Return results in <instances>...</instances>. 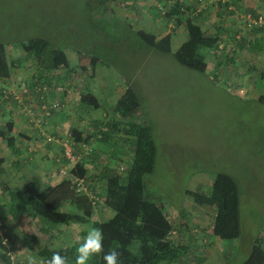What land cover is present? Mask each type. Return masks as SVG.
<instances>
[{
  "label": "trees",
  "instance_id": "16d2710c",
  "mask_svg": "<svg viewBox=\"0 0 264 264\" xmlns=\"http://www.w3.org/2000/svg\"><path fill=\"white\" fill-rule=\"evenodd\" d=\"M160 1L92 0L93 12L90 8L88 10L91 20L93 16L95 18L100 16V3L103 4L104 10L109 6V11L101 13V16L108 21V26H112V29L121 35V40H117L116 37L113 40L98 38L96 42L93 41L95 45L90 46L91 48L82 45L71 47V44L69 46L71 51L68 52L65 50L67 47L57 45L58 42H53V39L46 35H32L20 42L24 56L18 60L16 58L9 60L6 46L0 42V81H7L10 78L16 63L29 61L34 66L29 73V80L23 82V86L17 83L19 88L22 86L20 97H15V91L9 92L7 97L12 94V105L18 104L19 109H23L24 106L30 107L28 112L34 119L36 117L35 121L41 117L44 124L45 118L62 103L60 101L62 96L78 93L79 88L84 90L79 96L80 104L85 106L83 120L80 119L82 128L70 126L63 131L61 137L54 133L56 137L53 135L54 139L47 141L48 144L59 146L61 150L60 159L56 158L58 161L55 162L53 158L52 161L56 163L57 170L59 167L66 168L64 177L48 183L35 172L22 184H12L6 190L11 219H21L23 227H30L36 223L39 232L50 237L57 235L60 239L61 243L55 244L56 247L49 248L46 245L39 247L37 251L39 259L47 260L54 251H59L61 255L69 258L70 264H74L76 241L85 236L87 230L93 226L103 229L105 253L111 247L119 245L122 264H178L183 255L191 249L189 242H185L188 239L192 241L196 239L193 243L194 246H198L197 241L201 237L205 239V236H210L213 243L217 239L224 241L223 245L220 243L221 246L215 244L223 261H231L240 251L238 242L234 241L241 237L242 229L240 188L236 178L228 172L217 171L214 173L209 192L185 187L184 196L190 198L188 204L185 205L184 200V206H178L175 215L170 214V210H164L158 201L147 198L145 176L151 174L156 167L159 147L155 139L157 131H154L145 119L137 118L141 100L132 86V76L126 77L127 79L123 81L125 84L118 86L122 87L117 96L108 93L111 96L108 100L111 102H106L109 109L104 112L105 114L99 113L103 107L100 97L89 89L90 80L92 78L95 80L100 68L107 64L108 59L105 55L114 51L111 43L114 41L116 46L122 42L126 43L128 40L125 41L127 38L124 36L127 33L133 37L130 41L134 52L146 51H141L143 58L152 51H158L169 54L180 65L189 69L197 72L206 71L205 55L219 44V39L208 34L200 24L203 16L208 15V6L200 7L199 15L191 14L196 6L193 3H186L185 0H168L169 10L163 12L161 8L167 23L173 22L172 27L184 24L182 32L186 39L178 44L175 50L171 41L172 36L176 35L173 32L158 38V33L147 31L143 27L132 31L128 28L131 24L128 22L127 13L130 12L127 10L136 11V15L137 9L152 8V4H147L148 2L155 3L160 9ZM199 3L198 0L197 4ZM95 9L98 10L95 12ZM242 13L264 16V13L254 15L250 11ZM239 15L238 25L243 34L237 33L235 38L228 42L226 46L228 48L224 45L226 56L218 62L221 66L223 63L231 65V60L237 56L232 49L236 44L246 43L245 45H250L253 50L263 47L264 43L252 41L250 34L257 29L264 31V27L247 28L239 22ZM167 23L165 27H168ZM257 35L258 33L255 36ZM60 37L63 38L62 35ZM60 43H63L62 39ZM203 48L206 49L205 54H201L200 50ZM113 56H116V52ZM84 75L87 78L81 80ZM2 95L0 91L1 99ZM257 99L264 102V95L258 94ZM37 109L41 114L37 115L35 112ZM41 111H45V114ZM31 124L35 127L33 123ZM6 125L7 129L11 130L12 124L7 122ZM0 137H6L8 146L15 143L14 137H7L6 131L1 128ZM65 140L69 141L72 153L77 156L72 163L64 155V146L61 142ZM91 141L97 145L91 148ZM84 147L89 148L86 154L82 152ZM102 152H108L109 155L105 163L97 164ZM125 152H130V156L123 160ZM3 161L4 158L0 157V165ZM98 206L105 210L103 218H97L94 213ZM109 210L113 213H109ZM203 217L210 218L212 227H205ZM73 226H78V230L71 233ZM262 231L263 237L253 239L248 255L239 264H264V225ZM22 234L25 235L23 232ZM5 235L7 238L0 235V241L10 242L11 236L8 233ZM3 247V243H0V257L5 263H9V252H4ZM197 259V262L201 260ZM92 264H104V261L98 256Z\"/></svg>",
  "mask_w": 264,
  "mask_h": 264
},
{
  "label": "rangeland",
  "instance_id": "374dc122",
  "mask_svg": "<svg viewBox=\"0 0 264 264\" xmlns=\"http://www.w3.org/2000/svg\"><path fill=\"white\" fill-rule=\"evenodd\" d=\"M185 1L192 3V0ZM152 2L147 3L152 4L151 9L147 8L150 5L146 7L147 10L145 7L140 8L141 12L137 9L136 15V11L127 10L130 12L127 16L131 24L128 28L132 31L143 27L147 31L158 33V38L170 31L181 36L184 24L172 27L173 22L167 23V18L162 15L161 8L163 12L170 8L168 0L160 1V9ZM89 8L93 12L92 0H0V42L6 46L9 60L14 58L18 60L24 56L20 42L32 35H46L53 39V42H58L57 45L67 47L65 50L68 52L71 51L69 47L71 44V47L82 45L91 48L90 46L95 45L93 41L96 42L98 38L113 40L116 37L117 40H121V35L116 33L112 26H108V21L101 16V13L105 14L110 7L104 10L103 4L100 3V16L98 18L93 16V20L88 15ZM97 10L95 9V12ZM120 19L123 22L122 18ZM166 23L168 27H165ZM61 35L63 38L60 37ZM124 37L127 38L125 41L128 40L126 43L122 42L117 46L114 41L111 43L114 51L105 55L108 59L107 64L100 68V73L96 74L97 81L92 78L89 82V89L91 88L100 97L103 106L99 113L102 114L109 109L107 103L111 96L108 93L117 96V92L120 93L122 87L118 86L125 84L123 81L127 79L126 77L132 76V86L141 100V109L137 118L145 119L153 130L157 131L155 139L159 147L156 167L151 174L145 176L147 198L158 201L160 207L170 210L172 215L176 214L175 210L183 205L184 200V204H188L190 198L184 196L185 187L209 192L214 173L217 171L228 172L236 178L240 188L242 227L241 237L234 240L238 242L240 248L237 256L231 261L218 258L219 253L215 244L221 246L220 243L223 245L224 241L217 239L218 242L216 240L213 243L210 236H205V239L201 237L197 241L198 246H194L193 243L196 239L185 242H189L191 249L183 255L178 264H239L248 255L253 239L263 237L264 102L259 101L257 97L258 94L264 95V65L260 64L257 68L251 65V62L249 63L248 66H252V69L248 72L253 75L257 73L250 79L256 81L245 85L249 75H246L247 73L245 74L243 70L247 66L248 59L242 54L235 56L230 65L231 69L226 74H223L224 70L221 69L227 66L225 63L218 69V63L214 62L211 68L209 59L205 60L206 71L197 72L180 65L169 54L158 51H152L143 58L141 51L145 50L134 52L131 49L132 35L127 33ZM61 39L63 43H60ZM177 45L173 43V50ZM128 49L131 50L128 51ZM200 51L201 54H205L206 49L203 48ZM115 52L116 56H113ZM208 55L209 53L205 55V58H208ZM263 55L264 52H259L260 58ZM33 68L29 61L16 63L10 78L7 81H0V91L3 94V98H0V125L3 127L6 125L3 121L20 119V116L16 114L27 116L28 122L33 120L28 112L30 108L28 106L19 109L20 106L15 103L13 113L3 106L5 101H10L8 103L12 104L13 95L11 94L8 98L9 92L16 90L15 94L18 93L20 88L17 83L23 85V82H27ZM84 78L87 77L84 75L81 80ZM56 108L57 111L49 115L46 121L49 120V125L52 124L48 127L56 125L58 129L52 130L54 133H59L63 130V127H59L63 121L64 107L60 104ZM41 112L45 114V111ZM41 119V117L38 118L35 123L39 128L41 127L43 135L37 134V130L34 129L37 127H30V131L40 137L43 142H47ZM52 134L49 136L51 137ZM6 141V137H0V145L5 144ZM17 144L19 146L15 147L20 151L28 147V144L21 139ZM90 144L91 148L97 145L93 141ZM84 148L83 153L89 150L87 147ZM37 149L40 152L35 163L37 166L43 163L50 167L49 162H53L51 161L53 158L57 162L61 157L60 148L53 158L50 154L48 156V153H44L45 158L40 148ZM9 150L6 149L3 156H7ZM108 155V152L100 153L97 164L105 163ZM129 156L130 152H125L123 160L128 159ZM41 157L45 158V162L40 160ZM60 168L56 169L57 174L54 172L50 178H47L48 183L64 177ZM11 184H19V182L11 178ZM6 188L7 185L0 186V205L2 206L0 207V235L6 237L5 233H8L11 236L10 242L7 240L8 245L3 244V250L16 255L9 263H5L0 257V264H25V257L29 254L40 258L37 254L39 247L46 245L50 248L61 242L57 235L50 237L39 232L36 223L30 227H23L21 219H11ZM94 213L97 218H101L105 215V210L102 206H98ZM109 213L112 214L113 211L109 210ZM209 219H204L203 224L206 225ZM77 227L73 226L70 232H76ZM23 249H25L23 252H18ZM213 256L218 259H210ZM197 258L201 260L197 262Z\"/></svg>",
  "mask_w": 264,
  "mask_h": 264
},
{
  "label": "crops",
  "instance_id": "0c3cea01",
  "mask_svg": "<svg viewBox=\"0 0 264 264\" xmlns=\"http://www.w3.org/2000/svg\"><path fill=\"white\" fill-rule=\"evenodd\" d=\"M197 2L198 0H192V3L196 6V9L191 14L199 15L198 14L199 8L202 6L203 7L208 6V15L203 16L202 23L200 21V24L202 25L203 28L206 29V32L208 34L215 35L219 39L218 40L219 44L217 45V47L211 49V51L209 52V55L207 56L208 58H206L207 60L208 59L210 60L211 68L214 65V62L218 63L220 60H222L226 56V53H225L226 50H224L225 49L224 45L226 47L229 44L228 42L235 38L237 33L243 34V32L240 30L239 25H238V15L241 14L242 11H250L254 15L264 13V0H199L200 2L199 4H197ZM257 33L258 35L255 36ZM250 35L253 38L252 41L256 40L257 43H262V42L264 43V31L257 29V31L254 30L252 34ZM178 36L179 35H175V36L173 35L171 41L173 43L175 42V44L176 43L180 44L186 39V35H183V32L181 36H179V39L176 41V38ZM245 44L244 43L243 45L236 44V46L234 45L232 49L234 50V53L236 55L242 54V56L248 59L246 62L247 66L245 67L243 71L245 72V74L247 73L246 75H249V77H247L245 81V85H249L251 84L252 81H256L250 78L251 77L254 78L257 73L254 75L249 73L248 71H251L252 66H248V65L250 62H251V65H255L257 68H259L260 64L261 66L264 65V55L262 58L259 57V52H264V44H263L262 49H258V50H253L250 47V45H245ZM220 66L221 65L218 64V69L220 68ZM221 69L224 70L223 74H226L229 72L228 70L231 69V67L223 66ZM79 89L80 90L78 91V93L66 94L65 96H62L63 100L61 104L64 107V116H63V121L60 123L59 128L63 127V130L64 129L66 130V128L70 126L72 127L74 126L80 129L82 128V123L80 122V119L83 120L82 117H83V112L85 110L84 109L85 106L80 104L79 96H80V93L84 90L82 88H79ZM12 91H16V90H12ZM52 98L54 99V97ZM8 102L10 101H5L3 106L10 109L11 113H13L14 107L12 104H9ZM56 111L57 110H54L52 114ZM35 112L37 113V115L41 114L39 113L38 109L35 110ZM16 115L20 116V119L18 120L16 119L12 121H3L6 124L7 122H10L12 124L11 130L7 129V125H5L4 127L0 125L1 129L6 130L7 137L12 136L15 139V143L12 146L10 145L8 146L7 142L5 144L0 145V157L4 158L3 163L0 165L1 166L0 167V171H1L0 186L7 185V188L8 186L12 185L11 178L18 181L19 184H22L25 179H30L35 174V172H37L40 175V178L43 181H47V178H50V176H52L54 172L55 174H57L56 163L49 162L50 165L52 166V167L50 166L51 169L49 166H47L48 164L44 165L42 163L41 165L37 166L35 165V163L38 160V156L40 155V152L38 151L37 148H40V150L43 152V155L44 153H48L47 155L48 156L51 155L53 158L54 154L58 153L59 146H56L55 144H48L47 142H43V140L40 137H37L34 132L30 131V127H33L31 123H33L34 126L37 127L38 129L37 134L40 133L41 136L43 135L41 127L39 128V126H37L35 123L36 117L34 119V117L32 116L33 120L28 122L27 120H29V118L27 116L24 117L22 114H16ZM47 117L45 118L44 124H43L44 129L46 131V136H49V134H52V133H53L52 134L53 136L55 134L52 129L53 128L58 129V127H56V125L54 127H48L49 120L46 121ZM63 130L62 132L56 133L57 136L61 137V135H63ZM20 139L25 141L28 144V147L23 151H20L17 149V147H15V146H19L17 143H19ZM6 149H10V150L7 152V156H3V153H5ZM44 157L46 158V154L44 155ZM44 157H41L40 160L45 162ZM60 179L61 178L59 177L55 181L60 180ZM213 213L214 211L212 212V214ZM209 224H210V220L209 222L206 223L205 227L206 228L208 226L212 227V223L210 225ZM208 231H210V229H208ZM187 241H191V240L188 239ZM216 258L213 256L210 259H216Z\"/></svg>",
  "mask_w": 264,
  "mask_h": 264
},
{
  "label": "clouds",
  "instance_id": "9594fccd",
  "mask_svg": "<svg viewBox=\"0 0 264 264\" xmlns=\"http://www.w3.org/2000/svg\"><path fill=\"white\" fill-rule=\"evenodd\" d=\"M103 241V229L95 226L90 227L86 235L76 241L74 264H92V261L98 256L102 257L104 264H122L119 245L111 247L105 253ZM0 243L5 246L8 245L7 240H2ZM53 247H56V245H53ZM24 250L18 252H23ZM15 255L16 253H8L10 262L14 260ZM25 264H70V260L67 256L61 255L59 251H54L47 260L39 259L37 256L29 254L25 257Z\"/></svg>",
  "mask_w": 264,
  "mask_h": 264
},
{
  "label": "built area",
  "instance_id": "2783aa9c",
  "mask_svg": "<svg viewBox=\"0 0 264 264\" xmlns=\"http://www.w3.org/2000/svg\"><path fill=\"white\" fill-rule=\"evenodd\" d=\"M239 22L247 28L257 27V26L264 27V16L262 15L253 16L251 13H242L239 15ZM23 90L25 91L26 89L23 88ZM20 91L15 94V97L17 96L20 97ZM42 108L46 109L45 106H42ZM51 139L52 140L54 139L53 136L47 137V141ZM61 143H63L64 146V155L69 159V162L72 163L77 156L72 153L73 149L71 144L68 142V140H65L64 142ZM60 171H62V173L64 174L66 172V168L65 167L63 169L61 168Z\"/></svg>",
  "mask_w": 264,
  "mask_h": 264
}]
</instances>
